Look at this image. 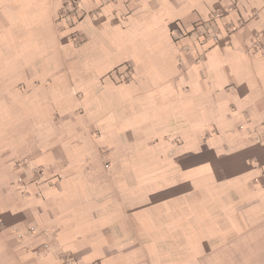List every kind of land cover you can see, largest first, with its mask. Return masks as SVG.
Wrapping results in <instances>:
<instances>
[{
  "label": "crops",
  "instance_id": "obj_1",
  "mask_svg": "<svg viewBox=\"0 0 264 264\" xmlns=\"http://www.w3.org/2000/svg\"><path fill=\"white\" fill-rule=\"evenodd\" d=\"M68 1L0 0V264H264V0Z\"/></svg>",
  "mask_w": 264,
  "mask_h": 264
},
{
  "label": "built area",
  "instance_id": "obj_2",
  "mask_svg": "<svg viewBox=\"0 0 264 264\" xmlns=\"http://www.w3.org/2000/svg\"><path fill=\"white\" fill-rule=\"evenodd\" d=\"M83 1L84 0H69L68 3L63 8V11L61 12L60 17L62 19L71 18L73 23L75 22V24L77 23L76 25H78L85 15L84 13L80 12ZM92 16L96 18L98 16V13H95ZM222 16H223L222 12H216L214 14V19L221 18ZM234 27L230 26V28H228L229 31L231 30L234 31L235 30ZM192 35L197 41L201 42L203 45H206V46L210 42L212 44H218L221 42V37L219 35L212 32V30L207 29V28L205 29L201 26L194 29V31L192 32ZM70 40L72 42L79 43L80 36L77 34H72V36L70 37ZM258 42H260V40H258ZM0 223H1V219H0Z\"/></svg>",
  "mask_w": 264,
  "mask_h": 264
},
{
  "label": "bare ground",
  "instance_id": "obj_3",
  "mask_svg": "<svg viewBox=\"0 0 264 264\" xmlns=\"http://www.w3.org/2000/svg\"><path fill=\"white\" fill-rule=\"evenodd\" d=\"M150 168V167H149Z\"/></svg>",
  "mask_w": 264,
  "mask_h": 264
}]
</instances>
